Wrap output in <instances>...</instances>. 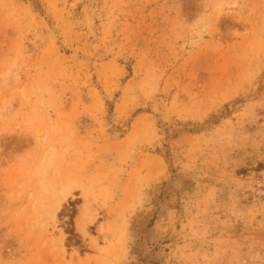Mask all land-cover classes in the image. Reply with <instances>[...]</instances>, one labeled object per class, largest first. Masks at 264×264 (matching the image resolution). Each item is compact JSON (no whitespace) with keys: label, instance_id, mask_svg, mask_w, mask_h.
I'll list each match as a JSON object with an SVG mask.
<instances>
[{"label":"rangeland","instance_id":"obj_1","mask_svg":"<svg viewBox=\"0 0 264 264\" xmlns=\"http://www.w3.org/2000/svg\"><path fill=\"white\" fill-rule=\"evenodd\" d=\"M0 264H264V0H0Z\"/></svg>","mask_w":264,"mask_h":264},{"label":"trees","instance_id":"obj_2","mask_svg":"<svg viewBox=\"0 0 264 264\" xmlns=\"http://www.w3.org/2000/svg\"><path fill=\"white\" fill-rule=\"evenodd\" d=\"M75 204H76L75 201H69L60 212L61 217L63 216L66 217V219L62 220V225L64 226V230L68 235L67 237L68 243H74L76 241L75 236L77 234L73 227V217L76 212Z\"/></svg>","mask_w":264,"mask_h":264}]
</instances>
